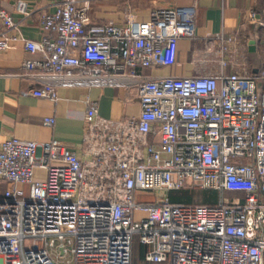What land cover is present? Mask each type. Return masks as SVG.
Masks as SVG:
<instances>
[{
    "label": "built area",
    "instance_id": "2783aa9c",
    "mask_svg": "<svg viewBox=\"0 0 264 264\" xmlns=\"http://www.w3.org/2000/svg\"><path fill=\"white\" fill-rule=\"evenodd\" d=\"M90 8L61 0L45 12L42 39L21 38L42 57L24 66L133 89L140 111L107 117L89 101L86 157L58 139L3 141L0 177L15 186L0 197V264H133L136 235L153 262L264 264V53L254 71L249 38L222 32L205 40L197 73L147 77L138 66L174 64L179 39L196 36V4L156 6L149 19L121 23L93 22ZM16 9L27 13L26 2ZM248 20L257 22L255 11ZM17 27L0 2V50L20 39L10 33ZM24 93L57 96L52 82ZM184 187L215 190L217 202L169 200ZM226 190L244 196L227 200ZM145 193L154 199H139Z\"/></svg>",
    "mask_w": 264,
    "mask_h": 264
},
{
    "label": "crops",
    "instance_id": "0c3cea01",
    "mask_svg": "<svg viewBox=\"0 0 264 264\" xmlns=\"http://www.w3.org/2000/svg\"><path fill=\"white\" fill-rule=\"evenodd\" d=\"M20 0H0L18 24L13 34L20 38L13 47L0 50V146L6 139L17 138L45 142L58 139L77 151L81 157L84 153L83 133L85 128V112L89 101L95 100L100 114L124 118L137 115L140 104L136 100L135 91L122 85H87L56 79L39 69L24 66L27 58H41L42 54L29 53L22 37L40 40L45 35L42 28L43 14L54 10L61 0H22L26 2L27 13L18 11L16 3ZM196 4V36L182 37L178 41L176 61L172 65L138 66V72L147 77L167 75L195 74L201 67L205 40L215 35L235 31L244 33L248 38L247 58L253 70L262 65L259 56L260 48L264 49V0H90L91 21L101 22L112 19L125 22L128 17L149 19L156 6ZM251 11L256 12L257 22L248 20ZM260 20V21H259ZM261 58V59H260ZM205 67L213 66L210 61ZM230 72L232 69L227 68ZM52 82L57 96L36 97L25 94L35 86ZM44 117H53L52 125L44 124ZM44 175V171L37 170ZM10 186L6 179L0 177V197L5 195ZM25 194L29 193V184L18 185ZM215 191V190H212ZM216 200L217 202V192ZM141 200H153L150 193L141 194ZM150 246L135 239L133 264H167L149 261L145 250Z\"/></svg>",
    "mask_w": 264,
    "mask_h": 264
},
{
    "label": "trees",
    "instance_id": "16d2710c",
    "mask_svg": "<svg viewBox=\"0 0 264 264\" xmlns=\"http://www.w3.org/2000/svg\"><path fill=\"white\" fill-rule=\"evenodd\" d=\"M186 189H187L186 190L187 193L184 194V196L173 197V198H170L169 196V200L172 202H184V203H194V204L215 203V200H216L215 191L209 190L211 191L210 192L211 194H210L209 192L207 193L205 192V190L207 189H194V188H189V187H187ZM197 190H203L204 192H201V194L198 195L199 192Z\"/></svg>",
    "mask_w": 264,
    "mask_h": 264
},
{
    "label": "rangeland",
    "instance_id": "374dc122",
    "mask_svg": "<svg viewBox=\"0 0 264 264\" xmlns=\"http://www.w3.org/2000/svg\"><path fill=\"white\" fill-rule=\"evenodd\" d=\"M263 53H264V49L260 48L259 50V56L262 58L263 60ZM260 58V59H261ZM250 63V62H249ZM251 65V63H250ZM187 187H184V188H180V189H172L170 192H169V196L170 198H173V197H179V196H184V194L187 193ZM196 189H199V188H196ZM199 192L198 195L201 194V192H204L203 190H197ZM205 192H211L209 190H205ZM211 194V193H210ZM216 194V193H215ZM244 195L242 192H237V191H228L226 190L224 192V198L227 199V200H235V199H239V198H242ZM196 202V201H194ZM135 239L137 240V235L135 236Z\"/></svg>",
    "mask_w": 264,
    "mask_h": 264
}]
</instances>
